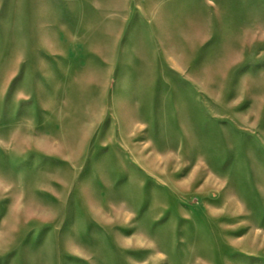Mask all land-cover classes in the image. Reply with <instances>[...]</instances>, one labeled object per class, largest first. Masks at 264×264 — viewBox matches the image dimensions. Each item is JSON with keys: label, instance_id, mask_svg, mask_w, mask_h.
Instances as JSON below:
<instances>
[{"label": "rangeland", "instance_id": "374dc122", "mask_svg": "<svg viewBox=\"0 0 264 264\" xmlns=\"http://www.w3.org/2000/svg\"><path fill=\"white\" fill-rule=\"evenodd\" d=\"M0 264H264V0H0Z\"/></svg>", "mask_w": 264, "mask_h": 264}]
</instances>
